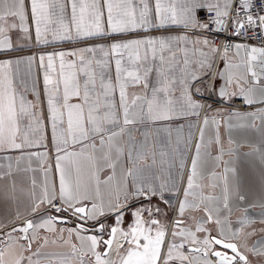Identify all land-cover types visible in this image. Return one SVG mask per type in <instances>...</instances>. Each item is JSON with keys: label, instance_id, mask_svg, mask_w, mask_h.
I'll return each mask as SVG.
<instances>
[{"label": "snow or ice", "instance_id": "6c2138e0", "mask_svg": "<svg viewBox=\"0 0 264 264\" xmlns=\"http://www.w3.org/2000/svg\"><path fill=\"white\" fill-rule=\"evenodd\" d=\"M30 3L31 22L35 26L38 44L48 43L49 33L54 42L64 40L82 42L100 36L112 39L116 35L138 30L147 31L149 28H159L169 23L181 24L185 29L192 31L207 30L211 24H215V30L219 32L224 29L225 18L229 17V9L233 7L230 0H224L223 6L219 0L216 4L208 5L197 3L195 0H186L179 5L173 0L172 3L165 5L161 0H155L154 23L152 6L148 0H67V2L30 0ZM67 3L71 5V18L65 23ZM251 6V0H240L235 19L229 21L236 35L247 28L256 27L264 30V15L253 16L249 11ZM201 7H207L209 12H215V16L209 17L207 22H200L196 16V9ZM240 12L244 13L243 17L240 16ZM17 19L20 29L26 34L29 33L25 0H0V36L3 37L0 39V49L12 47L7 33L17 28ZM174 43L177 46L180 43L185 45L202 43L207 46L210 42L207 39L191 41L183 35L167 38L142 37L114 40L109 45L86 46L40 56V66L45 69L47 119L52 126V146L56 151L59 190L57 192L53 186L50 192L45 186L40 197L34 199L31 212L40 216L39 222L25 219L20 227H16L14 222L12 225H0V264H25V262L41 264L40 248L44 247L48 240L44 237L43 243L33 251V243L41 239L38 230L52 233L59 231V238L64 244L70 245V254L59 256L50 254L48 264H73L74 260L78 261V264H84L86 258L89 259V264H250L248 256L241 251L242 246L247 247L246 242L241 245L233 241L251 234L244 232L245 226L251 221L245 217L238 220L239 228L233 230L229 227L226 231L223 221L220 218L214 220L213 209L208 207V203L218 198L204 196L202 192L196 191L201 187L198 183L201 178L198 162L201 157L204 127L200 129V141L196 143L187 184L182 189V199L177 196L181 191L179 187L175 185L168 187L164 183L157 187L148 183L139 177L141 170L135 167L128 169L123 189L117 185L115 196L109 197L107 206L101 195V183L110 184L113 181L116 163L122 155V149L114 141L124 134L127 125L136 122L138 115L141 117L144 115L143 103L147 104L146 114L151 121L172 119L178 102L181 112L186 115L199 116L203 108V105L193 98L194 85L190 81L198 80L199 77L195 73H188L189 60L186 54L184 67L180 68L182 75L177 79L174 74L178 67L175 61L176 53L173 51ZM245 47L241 44L235 45L237 53ZM224 48L221 58L225 59V67L229 68L232 67L226 59L229 46L225 45ZM180 50L186 53V49ZM196 51L202 57L198 61L199 66L210 70L215 55L219 54V49L213 47L207 52L200 49ZM27 59L31 61L33 57ZM257 61H259L260 73L255 71ZM112 62L115 64L114 80L106 77L104 72V69L110 68ZM11 63L12 61L9 60L0 62V151L15 150L23 153L25 148L40 146L39 142L30 139L29 135V131L35 132L41 126V118L37 111L39 102L29 101L24 95H17L7 71ZM246 69L254 80L264 76V48H251L247 54ZM153 71L157 74V84L152 87L151 97L133 96L129 104L128 87L143 84L144 89L147 90L148 75ZM218 75L224 79L223 72ZM234 79L238 91L229 93L228 88L233 84ZM243 79V77L234 78L229 74L224 85L219 89V96L228 100L232 96L239 95L247 105L264 103V88L259 90L260 95L257 98L256 89L252 87L245 89L242 86ZM177 85L180 90L178 101L172 96ZM117 88L120 97L118 106L114 103L112 95ZM196 91L199 92L200 89L197 88ZM139 102L143 103L139 104L140 112L136 113L135 109ZM259 111L264 114V109ZM232 114L236 115V113ZM247 115L256 117L257 113ZM121 116L125 127H120ZM261 118L264 119V115ZM25 119L28 121V130L22 127ZM209 123V117L206 115L204 126ZM211 123L219 126V121L214 117ZM97 139L99 150L102 152L101 157L95 154ZM90 141L93 152L87 153ZM216 143L219 144L218 134ZM78 145L80 150L76 151ZM28 155L46 157L48 153L30 152ZM129 158L131 159V153ZM16 159L19 161L22 156ZM101 159L104 161V167L112 169V174L106 176L103 181L100 179V172L103 171L99 163ZM216 159L219 160L220 157ZM62 161H67L68 165L62 166ZM86 172L95 181L94 196L89 190L88 183L83 179ZM128 176L133 178L131 185L127 184ZM166 191L171 192L178 200L176 209L178 218L172 223L171 239H168V226L157 218L161 211L158 207L153 209L142 205L134 210L131 208V202L140 197L150 198L159 195L164 199ZM166 202L170 203V200ZM201 204L204 205L203 212L206 219L195 221V231L185 229L180 217H183L188 210L200 211ZM43 205L46 207L42 208ZM224 208H228L227 185L224 188ZM50 210L56 213H69L70 217H76L84 223H78L75 228L58 230L57 222L66 223L68 218L44 215ZM128 211L131 212L132 222L125 228L123 227L125 212ZM215 211L219 213L220 209L216 208ZM109 215L114 217L111 225L102 222V218ZM89 221L93 222L91 229L85 227ZM213 223L216 225V235H212L211 228L205 227ZM9 228L8 231L4 230ZM89 230L93 234L83 235ZM65 231L69 237L67 240L63 237ZM30 232L31 236H29ZM14 233L21 235L17 237ZM198 233H206V235L201 238ZM73 235L79 246L77 243H71ZM21 241H26L27 244ZM185 247L187 253L184 251ZM247 251L253 255L264 256V248L253 246Z\"/></svg>", "mask_w": 264, "mask_h": 264}, {"label": "crops", "instance_id": "0c3cea01", "mask_svg": "<svg viewBox=\"0 0 264 264\" xmlns=\"http://www.w3.org/2000/svg\"><path fill=\"white\" fill-rule=\"evenodd\" d=\"M232 0H230L231 2ZM67 2V0H61ZM152 6V17L154 18L155 0H148ZM173 0H161L162 4L172 3ZM179 5L186 2V0H175ZM195 2L208 5L216 4L218 0H195ZM223 6L224 0H219ZM25 14L26 24L29 27V33H24L19 27V20H16L17 28L12 29L7 33V36L12 45L11 48L0 49V62L9 60L12 61L8 68L13 86L16 89L17 95H24L29 101H38V114L41 118V126L35 132L29 131L30 139L39 142V147L25 148L23 153L20 151H0V225H12L23 219L30 217L34 222H39L40 216L34 215L31 208L34 199H38L47 186L51 192L55 186L57 192L59 190V173L56 172V151L52 146V126L48 121L47 99L45 95L44 75L45 69L42 68L40 56L47 53L69 51L74 48H81L93 45H109L114 40L136 39L142 37H178L186 36L191 41L204 40L208 37L197 30L192 31L185 29L181 24H166L159 28H149L147 31L138 30L136 32L127 33L124 35H116L112 39L100 36L91 38L82 42H74L70 40L52 41L51 33L48 34V43H37L35 26L31 22V3L30 0H25ZM71 18V5L67 3L65 23H68ZM106 23V12L104 16ZM0 39H3L0 36ZM215 48L211 43L205 46L202 43H180L177 46L173 44V51L176 53L175 61L178 67L175 69V76L177 79L182 75L180 68L184 67L183 61L185 54L189 60L187 66L188 73H195L199 79L191 80L194 85L192 92L194 99L203 105L199 116L186 115L180 110L179 102L176 105V110L172 119L151 121L146 114L147 104L139 102L136 113L140 112V103H143L145 109L144 115L137 116L134 124L126 126L123 135L117 137L114 143L122 149V155L116 163L115 176L110 184L101 183L100 192L104 197L105 206L108 204L109 197L114 198L117 185L123 189L125 185V174L129 168L135 167L140 169L139 177L146 182L155 184L157 187L164 183L168 187L175 185L181 191L177 196L182 199V189L187 184V176L191 168V160L196 151V143L200 141V129L204 127V136L201 142V157L198 162V171L200 179L198 183L201 185L196 189L198 193L202 192L204 196H213L218 199L208 203V207L213 209V219L220 218L227 231L229 227L233 230L239 228L238 220L247 217L251 223L244 228L246 235L244 238H236L234 241L243 245L246 242L248 248L253 246L257 248H264V119L259 110L264 109V103L251 104L248 109H232L225 106L222 102L231 101L234 97H241L239 95L232 96L231 99L224 100L219 96V89L224 85L225 80L229 74L234 78L243 77L241 81L242 86L247 89L252 87L256 89L257 98L260 95L259 90L264 88V82L254 80L246 69V56L244 48L237 53L236 48L233 52L226 55L227 62L232 67H225V59L221 56L215 58L212 62V67L201 68L198 61L202 59L196 49L202 51H209L210 48ZM180 49H186L181 51ZM224 54V53H222ZM33 57L31 61L27 58ZM19 61V63H17ZM44 64H47L45 58ZM57 67L59 60H56ZM97 71H100L97 69ZM106 77L115 78V64L112 62L110 68L104 69ZM224 73V79L218 73ZM149 87L144 89L143 84L138 86H130L127 89L128 103L131 104L133 96L151 97L152 87L157 84V74L155 71L148 75ZM236 80L229 86V93L237 92L235 87ZM200 91L197 92L196 89ZM208 94L209 100L204 105V96ZM113 95V101L119 105V89L117 88ZM172 96L177 99L180 97L179 86L174 89ZM242 98V97H241ZM216 100L214 102L213 100ZM232 113H236L233 115ZM249 113H257L256 117L247 115ZM209 117L210 123L204 126L205 116ZM215 118L219 121V126L211 123V119ZM22 127L28 130V121H23ZM35 127V125H33ZM120 127L123 125L121 116ZM118 130V129H117ZM217 134L219 135V144L216 143ZM91 141L87 153H92ZM97 150L95 152L97 157L102 156L99 150V140H95ZM76 151L80 150L78 145ZM107 151V148H105ZM30 152H47L46 157H30ZM131 153V159L129 158ZM22 156V159L17 161L16 157ZM115 160V153L112 154ZM220 157L219 160L216 158ZM62 166H67V161H62ZM103 171L100 172V179L112 174V169L104 167V161H99ZM183 164V168H181ZM10 173V174H9ZM215 174V175H213ZM84 181L88 183L89 190L95 194L96 184L86 172ZM133 178L127 177V184L131 185ZM215 185V186H212ZM228 188V208H224V188ZM243 197V199H240ZM191 199V197L189 198ZM170 200V203L166 201ZM59 202V201H57ZM150 208H159L161 211L157 218L168 226V239H171L172 223L178 218L176 209L178 208L177 197H174L171 192L164 193V199L159 195L146 198L140 197L131 202V208L134 210L140 206ZM91 204L89 203V207ZM46 207V205H43ZM204 205L201 204L200 211L188 210L180 219L184 222L185 229L195 231V221L206 219L203 212ZM216 208L220 212L215 211ZM44 215H51V210ZM102 221L111 225L114 222V217L109 215L102 218ZM132 222L131 212H125V221L123 227H127ZM89 223H93L89 221ZM57 229L60 228H75L72 225L63 223L56 224ZM212 229V235H216V225H205ZM254 233V234H253ZM40 240L33 243V251L43 243V238L47 237L48 243L40 248L41 264H48L49 255H67L70 254V245L64 244L63 240L59 238L60 233L38 230ZM88 231L83 235H91ZM19 236L18 233H14ZM32 233H29L31 236ZM199 237H203L206 233H198ZM64 240L69 239L67 231L63 234ZM56 242L53 243L52 241ZM247 240V241H246ZM27 244L25 241H21ZM71 243L79 242L75 235L71 238ZM241 250L249 258L250 264H264V256L253 255L247 251L244 246ZM184 251L187 253V247ZM29 255V253H25ZM115 258V257H113ZM33 259H37L33 257ZM27 264V262H25ZM73 264H78V261H73ZM84 264H89V259L84 260Z\"/></svg>", "mask_w": 264, "mask_h": 264}, {"label": "built area", "instance_id": "2783aa9c", "mask_svg": "<svg viewBox=\"0 0 264 264\" xmlns=\"http://www.w3.org/2000/svg\"><path fill=\"white\" fill-rule=\"evenodd\" d=\"M231 4L233 5L232 8L229 9V17L225 18V25L222 31H216V25L211 24L209 29H198L199 32L206 35L209 39V42L215 46V48L219 49V54H216L219 58L222 53H224L225 45H228L227 53L230 54L233 52L235 45L241 44L246 46L244 48L245 56L247 58L248 52H250L251 48H264V30L259 28H247L241 30L239 35L235 34L234 29L231 27L229 21L235 19V13L239 9L240 0H232ZM251 8L249 9L250 13L253 16L257 15H264V0H251ZM196 16L200 22H207L209 17H214L215 12H209L207 7H201L196 9ZM240 16L243 17L244 13L240 12ZM256 68L255 71L260 73L261 69L259 66V61L255 62ZM257 81L264 82V76H260ZM209 100L208 94L204 96V105ZM216 102V100H213ZM225 106L232 108V109H248L251 105H247L244 103L243 98L241 97H234L231 101L222 102ZM59 203V202H57ZM51 213L56 214L54 210H51Z\"/></svg>", "mask_w": 264, "mask_h": 264}, {"label": "water", "instance_id": "95a60500", "mask_svg": "<svg viewBox=\"0 0 264 264\" xmlns=\"http://www.w3.org/2000/svg\"><path fill=\"white\" fill-rule=\"evenodd\" d=\"M51 215L52 216H62V217H67L68 219H67V222L66 223H63V224H67V225H72V226H74V227H76V225L78 224V223H80V224H83L84 223V221H82V220H78L76 217H70L69 216V213H56V214H54V213H51ZM25 219H31L30 217H27V218H25ZM25 219H23L22 221H20V222H17V223H14V225L16 226V227H20V226H22L23 225V222H24V220ZM58 223H60L59 221H58ZM91 226H92V223H87L86 225H85V227L86 228H89V229H91ZM5 231H8V230H10V228L9 229H4ZM90 232H92L91 230H89ZM18 235H21L20 233H18ZM105 238H106V236H105ZM26 242V241H25ZM233 242H235V241H233ZM27 243V242H26ZM217 247H219V246H217ZM242 251V250H241ZM243 252V251H242ZM244 253V252H243Z\"/></svg>", "mask_w": 264, "mask_h": 264}, {"label": "rangeland", "instance_id": "374dc122", "mask_svg": "<svg viewBox=\"0 0 264 264\" xmlns=\"http://www.w3.org/2000/svg\"><path fill=\"white\" fill-rule=\"evenodd\" d=\"M254 234V233H253ZM247 241V240H246ZM245 248H247L248 249V246L247 247H245Z\"/></svg>", "mask_w": 264, "mask_h": 264}, {"label": "flooded vegetation", "instance_id": "af4514ba", "mask_svg": "<svg viewBox=\"0 0 264 264\" xmlns=\"http://www.w3.org/2000/svg\"><path fill=\"white\" fill-rule=\"evenodd\" d=\"M103 222V221H102Z\"/></svg>", "mask_w": 264, "mask_h": 264}]
</instances>
